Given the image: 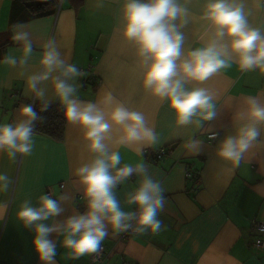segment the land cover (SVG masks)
Returning <instances> with one entry per match:
<instances>
[{"label": "crops", "instance_id": "1", "mask_svg": "<svg viewBox=\"0 0 264 264\" xmlns=\"http://www.w3.org/2000/svg\"><path fill=\"white\" fill-rule=\"evenodd\" d=\"M62 1V0H61ZM210 0H179L188 10L184 53L206 46L216 38L215 26L204 19ZM62 3V2H61ZM127 0H83L73 7L64 0L57 14L32 18L21 7L12 17L10 0H0V124L20 119L19 109L40 102L26 93V79L40 70L43 45L54 39L66 62L87 75L78 78L77 95L81 100L97 101L112 93L133 111L144 114L158 142L138 154L136 145L123 146L113 129L107 141L111 151L121 155V166L143 163L148 174L158 181L165 195L163 211L158 218L164 228L158 234L147 232L119 241V233L109 228L102 242L111 254L113 264H264V246L255 247L264 233L255 228L264 222V142L247 152L239 165L217 156L223 139L234 133L243 121L234 114L247 108V99L264 103V74L258 69L241 72L236 57L232 66L202 83L189 82L188 90L203 87L215 97L217 115L212 120L178 126L175 114L142 86L145 64L136 46L122 35V11ZM251 27L264 31V0H244ZM183 19V18H182ZM26 25L33 53L22 69L3 62L5 56L21 55V46L12 41L13 25ZM228 43L227 39L224 41ZM23 72V76L21 75ZM47 99L50 105L60 103L52 98L51 85ZM216 134L212 138L210 135ZM31 155L13 161L0 152V173L13 181L7 192H0V264H42L32 241L35 233L23 226L16 213L25 200L38 206V197L53 192V199L63 193L64 211L45 223L63 222L73 214L87 211L82 186L76 170L95 158L79 126L66 123L65 136L59 141L35 132ZM264 141V127L260 137ZM200 143L197 153L191 141ZM141 182L133 175L117 186L116 196L124 211H135L126 203ZM56 243V264H83L82 258L71 259L61 246L63 235L50 234ZM85 256L86 257H89Z\"/></svg>", "mask_w": 264, "mask_h": 264}, {"label": "clouds", "instance_id": "2", "mask_svg": "<svg viewBox=\"0 0 264 264\" xmlns=\"http://www.w3.org/2000/svg\"><path fill=\"white\" fill-rule=\"evenodd\" d=\"M187 15V8L181 6L179 0H127L122 11V35L136 46L146 66L143 88L167 103L178 126L201 127L202 121L212 120L217 115L215 97L206 88L188 90L186 85L202 83L230 68L233 56L241 72L258 69L264 74V31L249 24L250 13L246 11L244 0H210L204 19L215 26L216 38L204 47L190 50L185 57V35L181 29L187 26ZM25 27L23 23L13 25L11 39L21 46V55L7 54L3 62L9 66L23 69L32 56L33 44ZM39 66L38 72L27 77L25 94L31 93V98L41 101V112L47 111L51 100L46 98L48 89L44 85L50 83L52 98L63 106L67 124L83 129L87 147L95 154L91 162L76 170L86 201L85 213L73 214L51 225L45 223L64 211L61 205L67 197L63 193L56 199L52 194H41L38 206H33L30 200L20 205L16 217L35 233L32 244L39 260L42 264H56V243L49 238L52 233L63 235L61 246L69 251L71 259L101 251L109 228L116 233L134 228L139 234H158L164 228L158 218L165 202L162 185L148 174L143 163L121 166L120 153L111 151L107 143L115 128L120 132L116 142L138 146V154L155 145L158 136L144 114L130 110L112 93L95 102L81 100L76 81L87 73L66 62L54 39L43 45ZM19 116L16 122L0 124V152H6L13 161L17 154L31 155L35 122L45 119L31 103L19 109ZM237 118L243 122L232 135L223 139L216 153L220 159L234 165H239L255 145L264 142L260 139L264 103L248 98L247 108L234 114L233 119ZM200 146L197 140L191 141L190 147L197 153ZM133 175L140 176L141 182L128 195L126 203L135 205L136 210L124 211L116 189ZM12 183L6 173H0V192H7Z\"/></svg>", "mask_w": 264, "mask_h": 264}, {"label": "trees", "instance_id": "3", "mask_svg": "<svg viewBox=\"0 0 264 264\" xmlns=\"http://www.w3.org/2000/svg\"><path fill=\"white\" fill-rule=\"evenodd\" d=\"M12 3V17L15 16V12L19 7H21L26 13L29 14L32 18H39L49 15L57 14L60 6L62 5L61 0H10ZM70 1L73 7H78L83 3V0H68ZM34 109L39 113L40 116L44 117L43 121L35 122L34 131L46 135H50L51 137L62 141L65 136L66 130V120L64 118V109L60 103H54L50 105L47 111L41 112V103L36 102L33 106ZM136 235V234H135ZM132 235V236H135ZM131 236V237H132ZM105 247V260L102 264H113L110 262L111 254H109L110 250L106 245ZM83 260V264H94L92 262V255L89 257H81Z\"/></svg>", "mask_w": 264, "mask_h": 264}, {"label": "built area", "instance_id": "4", "mask_svg": "<svg viewBox=\"0 0 264 264\" xmlns=\"http://www.w3.org/2000/svg\"><path fill=\"white\" fill-rule=\"evenodd\" d=\"M81 70L84 72L83 69H81ZM210 137L215 138V137H217V135L216 134H212V135H210ZM47 194H53L52 190L51 189H48V193ZM133 225H135V222L134 221H133ZM255 228L259 232L264 233V222H256L255 223ZM135 234L137 235L138 233L134 230V228L133 229H130L129 231H126V232H120V234H119V241L125 242L132 235H135ZM254 246L255 247L264 246V240L261 239V238H258L256 240ZM105 250H106L105 247L102 245L101 251H99L98 253L92 255V262L94 264H102V263H104L105 255H106Z\"/></svg>", "mask_w": 264, "mask_h": 264}, {"label": "water", "instance_id": "5", "mask_svg": "<svg viewBox=\"0 0 264 264\" xmlns=\"http://www.w3.org/2000/svg\"><path fill=\"white\" fill-rule=\"evenodd\" d=\"M62 2V1H61Z\"/></svg>", "mask_w": 264, "mask_h": 264}]
</instances>
